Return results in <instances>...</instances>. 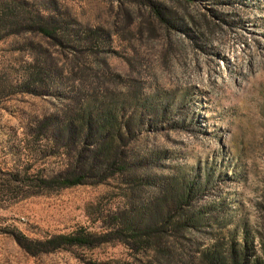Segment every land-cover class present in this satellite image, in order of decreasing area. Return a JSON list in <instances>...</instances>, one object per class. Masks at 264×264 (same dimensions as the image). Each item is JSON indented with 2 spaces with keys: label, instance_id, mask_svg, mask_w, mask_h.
I'll use <instances>...</instances> for the list:
<instances>
[{
  "label": "rangeland",
  "instance_id": "obj_1",
  "mask_svg": "<svg viewBox=\"0 0 264 264\" xmlns=\"http://www.w3.org/2000/svg\"><path fill=\"white\" fill-rule=\"evenodd\" d=\"M17 3L54 30L1 31V82L29 62L41 76L1 97L0 264L263 262L264 0H1ZM86 112L103 139L55 134ZM98 146L83 184L22 198L3 185L9 171L72 173ZM80 228L112 231L39 251Z\"/></svg>",
  "mask_w": 264,
  "mask_h": 264
},
{
  "label": "trees",
  "instance_id": "obj_2",
  "mask_svg": "<svg viewBox=\"0 0 264 264\" xmlns=\"http://www.w3.org/2000/svg\"><path fill=\"white\" fill-rule=\"evenodd\" d=\"M21 6L22 5H18L17 3L14 9H10L7 4L1 5L0 0V39L2 30L12 28L11 26L15 24L17 27L21 28L24 21H26L24 23H26V27H28L30 30L39 31L43 36L50 37L54 30V25H52L53 22L51 19L46 17L43 18V20L41 19L42 17L40 18L28 15L27 11ZM154 10L155 13L159 15V11L157 9ZM32 64L33 62L27 63L26 67H24L20 73V80L15 84L9 83L8 86L1 82V77H5V72H1L0 68V102L3 93L7 94L12 92L29 91L32 85H34L36 82H39L38 80H40L41 73L38 69L34 68ZM36 124L38 125V130L46 131L50 134V137L53 133H55V128L51 129V131L50 122H46V120L39 119L36 121ZM78 124L81 126L80 129H76L73 119L68 118V116H63L61 119V124L59 125V128H57L55 134L66 141H70L74 135H77L78 137L83 135V137L86 138L92 134V132L95 133L94 135L98 141L106 136L107 131H105L101 122H98L97 126L94 127L95 130H92V126H94V124L89 112L85 113V116L81 119V121L78 122ZM102 150L103 148L98 146L96 151L92 152L86 158H82L81 155H77L76 159L73 161L74 163L72 164V173H68L66 167L61 171L51 174L43 173V169H39L33 174H27L25 170L9 171L3 173V179L5 181L3 185L7 192L22 198L40 193L41 190L50 191L63 187L83 184L86 181L85 177L91 174L92 170L99 165L100 159L98 157ZM105 155H108V148L105 150ZM114 221V224L118 225V217H114ZM111 231L112 229L109 230V233ZM143 231H147V229H144ZM108 234L92 233L80 228L75 232L56 234L45 240H37L36 244L42 246V248L39 250L41 252L51 251L53 249L71 245L93 247L105 239L100 237L106 236ZM13 239L23 250L33 253V248L26 244V239L24 236L14 235ZM261 251L263 254V262L259 261L260 259H254L252 260L251 264H264V244L261 247ZM230 263L236 264L234 261H231ZM238 264L243 263L238 262Z\"/></svg>",
  "mask_w": 264,
  "mask_h": 264
}]
</instances>
